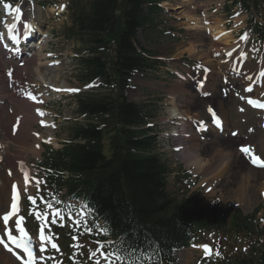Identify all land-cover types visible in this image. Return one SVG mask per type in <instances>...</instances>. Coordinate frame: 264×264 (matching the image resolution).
<instances>
[{
    "label": "rangeland",
    "instance_id": "1",
    "mask_svg": "<svg viewBox=\"0 0 264 264\" xmlns=\"http://www.w3.org/2000/svg\"><path fill=\"white\" fill-rule=\"evenodd\" d=\"M23 1L21 0L20 3H25ZM181 1L164 0L161 5L165 6L166 9L164 8L160 14H154L152 16V24L138 31L136 36L137 46L149 53L153 58L159 59L162 64L146 73L136 74L131 79L130 88L127 90V98L137 104L144 105L147 113L156 118L155 128L158 132L156 146L162 161L169 167L167 176V192L169 196L179 203L188 201L191 206L199 211L206 210L212 201L219 202L222 208L238 207L246 214H252L256 211L254 222L259 227H263L262 242L264 243V223L262 222L264 220V172L249 170V165L253 167L251 165V157L240 151L241 145L250 146L252 153L264 160V124L260 120L259 115H255L253 110L247 109L243 100L247 93L244 92V84L241 83V79L228 80L226 83L222 82L219 79L221 72L219 74L217 72L218 69L212 63L214 60L212 58H215L212 55V49L203 45L202 47L199 46V44L206 42L205 39H201L202 43L199 41V34L208 38L211 32L209 31L208 33L203 29L190 30L187 26L192 18L198 19L206 15L208 18H212L213 21L208 19L210 22L216 23L223 31L222 27L226 30L231 29L233 35L230 34V31L229 33L226 32L229 38L226 44H218V49L215 50L218 52L220 48L232 47V43L235 42L234 39H238L237 37L244 33L246 15L239 13L237 7L231 9V14H229L230 12L225 9L226 3L222 0H196L194 2H200V6L191 9L190 4H188L187 10L189 11H187V15L181 16L178 14V10L171 9V7L181 4ZM41 3L46 5L42 8L43 10L52 8L53 11L50 9L51 13H45L47 18H43L44 22L41 26V29L44 28L47 31L44 39L46 41L48 38L47 43L45 44V41L39 43V40L34 41L33 46L36 48L33 47L31 49V53L34 54L32 58L35 59L36 52L39 46L42 45L46 50L44 53L48 55L46 54L47 59L41 61L53 62L56 69L55 72H57L58 76L60 73L58 83H61L59 81L62 80L66 85L64 89H77L78 91H54L36 86L31 83L30 78H34V75L27 73L29 77L25 73L28 72L26 68L27 62L3 56L0 60V97L3 100L2 104H0V130H5L6 128V124L1 119V116L6 111L13 112V115L23 116L20 118V137H25V133L29 132L31 136L35 134V138L38 140L21 142V145H17L12 140L9 141L11 144L6 149L13 163L18 159V161H27L29 165L26 164L27 162L23 163L30 170V174L32 173V175H37L44 179L48 169L44 160L45 153H52L62 149L64 145L70 142L73 126L83 124L86 121L76 112V98L79 95H106L107 91L104 86H96V83L86 84V82L83 83L81 81L82 72L79 59L84 55L85 49L75 39L76 36L69 31L72 26V13L86 10L88 1L45 0V2ZM61 5L65 6L63 10H61ZM190 25L192 24L190 23ZM239 41L238 44L241 45L249 41L246 43V48L250 54L253 50L249 51L252 45L251 41L248 39L244 42L240 39ZM37 62L35 60L33 64L36 65L35 63ZM204 63L213 64L212 71L214 74L209 75L210 80L209 84H207V90L212 92V95L199 97L194 91L195 83L193 81L195 78L198 80L204 78L203 75L200 76V72L204 75L207 74L202 69ZM44 65L45 63L41 65L42 68ZM220 66H225V64H220ZM248 67L249 71L257 69V58L243 66L244 69ZM184 69L188 71V74H183L186 73ZM181 76L185 78V81L180 80ZM187 79L193 81L189 83L186 82ZM32 82H34V79ZM215 85L216 87H214ZM263 91L264 78L263 85L257 90V94ZM41 99L45 100L41 101ZM174 104H179L191 115L196 113L201 119H205L207 116L206 107L219 109L228 126V130L224 133L230 134V131H233L236 132L237 136L235 138L224 134L212 136L209 132L202 135L197 134L192 140L194 144L188 152L184 151L181 153L182 150L180 154L179 152H174L171 148L175 144L166 142L165 138L171 125L165 121L167 120L168 111ZM39 110H45L44 115L54 122V126H51V129L42 125L41 122L45 119L42 118L43 116H39ZM16 121H19V119ZM5 132H8V130H5ZM49 135L52 137L51 140H48ZM6 137L7 134H2L0 140ZM220 139L223 141L219 142ZM224 141L226 142L224 144L234 145L230 148L233 153L231 152L229 159L225 160L226 163L224 161V164L221 165L218 156L214 154L213 146L216 144L220 145L218 143H223ZM103 143L105 155L110 156L108 140L105 135ZM167 144L170 146H167ZM17 146L19 147L17 148ZM196 154H199L201 164H193ZM233 154H241L239 156L246 159V168L244 166L242 170L237 171L230 167L233 161ZM211 160L212 164L210 165ZM258 170L261 169L258 168ZM249 174L252 177L245 179V176ZM13 176L16 179L17 173H14ZM20 180L23 181L22 179ZM2 183L5 189L2 193L0 192V212L5 210L10 191L9 185L6 186L3 179ZM31 186L28 188L27 193L24 192L23 200H26L28 195H34V189ZM242 189L244 193L240 192ZM22 216L25 217L24 211H22ZM32 218L33 214H30L29 217L27 216L28 222ZM64 220H58V223L60 221L64 222L65 231L68 233L73 231L74 235L61 252L67 255H74L81 248L80 243L75 241L78 232H87L82 227L76 226L72 219ZM10 226L14 230V223L10 224ZM222 232V230L211 231L194 238L196 242L194 245L190 246L185 252L178 253L180 254L179 260L177 259L178 264L185 260L184 257H188L186 264H194L196 258H200L198 256L200 254L203 257L218 260L219 255L214 253L219 250ZM97 233L93 229L91 234L96 236ZM14 234L17 233L14 231ZM0 235H3V224H0ZM236 242L240 250L246 249L249 243L240 239V237L236 238ZM33 243L35 246L38 243V239H35ZM204 245L209 246L213 255H205ZM47 248L48 251L44 253H40L38 248H36V252L46 262H59L56 256L52 254L57 250L52 249L50 245ZM49 251H52V253H49ZM20 254L16 249L9 251L0 244V264H23V261L18 258ZM191 255L193 256L192 258ZM58 258L61 261L67 259L65 256H58ZM76 263L88 264L79 255H76ZM39 264H42V262Z\"/></svg>",
    "mask_w": 264,
    "mask_h": 264
},
{
    "label": "trees",
    "instance_id": "2",
    "mask_svg": "<svg viewBox=\"0 0 264 264\" xmlns=\"http://www.w3.org/2000/svg\"><path fill=\"white\" fill-rule=\"evenodd\" d=\"M87 1L86 10L72 13L69 31L85 49L79 59L82 81L103 82L108 93L77 97V113L87 123L74 125L70 142L46 157L50 169L68 172L66 179L50 176L51 187L57 194L65 188L68 196L82 198L94 213L90 221H105L122 254L132 261L139 258L138 264H176L174 249L189 245L191 234L214 229L224 230L226 247L219 262L211 264H264L262 230L253 225V216L216 202L199 211L169 196L168 167L152 151L151 129L143 128L150 115L144 105L126 98L133 73L158 65L137 46L136 36L152 24L162 0ZM231 1L241 5L250 26L262 34L264 26L255 17L261 6L264 10V0ZM104 135L110 156L104 153ZM233 235L250 239L248 250L231 244Z\"/></svg>",
    "mask_w": 264,
    "mask_h": 264
},
{
    "label": "bare ground",
    "instance_id": "3",
    "mask_svg": "<svg viewBox=\"0 0 264 264\" xmlns=\"http://www.w3.org/2000/svg\"><path fill=\"white\" fill-rule=\"evenodd\" d=\"M194 1H196V0H182L181 4H178L177 6L171 7V9L172 10H178L177 11L178 14L181 16H184L187 13V11H189V10H187L188 4H190L191 9L194 7L200 6V2L197 3ZM17 7H19L21 9V12H22V16H21L19 21L16 19L18 14L15 11L6 10L4 7V4H0V60L3 58L1 55V52L4 49L6 50V52H9V53H15V54H19V53L21 54L22 53L23 54L22 60H26V62L28 64V65H26L27 66L26 68L28 70V72H25L26 75H28V74L34 75V78H32L28 75L31 78V83H33L36 86L43 87V88L49 87V88H53L56 90L66 87L64 81L60 80L59 82H61V83H58V80H59L58 78L60 76V73L58 76L57 72H55L56 69H55V65H53V62H48V61L42 62L41 61V60L46 58V54L44 53L45 48L42 45L39 46V49L36 52L37 54L35 55V59H33L32 56L34 54L31 53V46H29L28 42L25 40L26 35H29L32 37L34 35H38V40H40L39 43H41L43 41V39H45V32H47V31L44 28L41 29L42 23L44 22L43 18L44 17L47 18L46 14L51 13L53 11V9L49 8L47 10H43L39 6H37L36 4L30 3L27 1H25V3H19L13 7L11 6V9H15ZM50 9H52V11H50ZM25 11H27V15L23 14ZM24 23H27L31 26V31L29 29H25L23 27ZM190 23L192 25H190ZM9 25H15V26L10 29ZM187 26H188V29H190V30L203 29L204 31H208V32L210 31L211 32L209 34L208 38H205L204 35L199 34L198 39L201 43H202L201 39H205L206 42L203 44H199V46H201V47H202V45L207 46L209 49H212L211 50L212 53L215 52L216 49H218V44H226L227 39L229 38L228 34L226 35V31H223L221 29V27L218 26L216 23L214 24L205 18L204 19L192 18L191 20H189V23L187 24ZM217 37H219V39H217ZM214 38H216V39H214ZM46 43H47V40L45 41V44ZM232 48H233V46L225 49L224 54H225V52L226 53L229 52ZM190 49H192V48H190ZM35 60L38 61L37 63H35L36 65L33 64V62H35ZM220 60H222V58H216L212 61V63H214V65L216 66V69L226 67V65L220 66ZM44 63H45V65H44L45 68L44 67L42 68L41 65H43ZM212 66H213V64H212ZM33 79H34V82H32ZM22 84H24V83H22ZM25 85H26V83H25ZM183 101H185V100H183ZM2 102H3V100L0 97V103H2ZM178 110H180L182 113H184V116L189 117L188 116V115H190L189 112L187 113L186 110L183 109L182 107L180 109L178 108ZM173 113H175V116L180 114V112L178 113V112H176V110L173 111ZM190 116H195V115H190ZM5 120L7 121L8 124L10 123V125L13 122L12 119L7 115V113L5 116ZM46 120H48V121H46ZM41 123L47 127L52 126V122L49 119H45ZM222 128H223V130H228V127H227V124L225 121H224V127L222 126ZM212 132L214 134L218 133L217 130H212ZM222 141L223 140L220 139L219 142H222ZM224 143H226V142L224 141L223 143H218L220 145L216 144L215 146H213V149L215 150L214 154L216 156H218L221 165L224 164L225 160L229 159L230 154L232 152L230 150V148H232V145H234V144L230 145L229 143H227V144H224ZM223 144H224V146H223ZM239 155H241V154H233L232 155L233 161L230 165V167L232 169L237 170V171L242 170V168H244V166L246 168V165H245L246 159L245 158L243 159V157H240ZM195 157L196 158L193 160L194 161L193 164L194 163L195 164L196 163L201 164L202 162L200 161L201 159L199 158V154H196ZM225 163H226V161H225ZM211 164H212V160L210 162V165ZM198 168H200V167H198ZM248 168L251 171L264 172V170H263L264 167L260 168L261 170H258V168L255 169L254 167H251L249 165ZM215 177H217V176H215ZM251 177H252V175L249 174V175L245 176V179H249ZM241 178H243V177H241ZM3 181L5 182V185H6V181L4 179H3ZM4 189H5V186L3 185L2 181H0V192L2 193L4 191ZM243 191L244 190L242 189L240 192L244 193ZM183 252H185V250ZM187 258L188 257H184L185 260L181 261V264H186L188 262Z\"/></svg>",
    "mask_w": 264,
    "mask_h": 264
},
{
    "label": "snow or ice",
    "instance_id": "4",
    "mask_svg": "<svg viewBox=\"0 0 264 264\" xmlns=\"http://www.w3.org/2000/svg\"><path fill=\"white\" fill-rule=\"evenodd\" d=\"M4 7L6 10L15 11L18 15L16 19L19 21L22 12L19 7L15 9H11L10 4H4ZM61 10L65 7L64 5H61ZM239 15V13H237ZM15 25H9V28L11 29ZM23 27L25 29L31 30V26L27 23H24ZM219 39V37H217ZM248 39V34L245 33L240 37L241 41H246ZM256 51V49H253ZM235 51V49L233 50ZM219 55V54H218ZM233 55L232 52L228 53V56L231 57ZM247 55L245 52L240 53L239 58H243ZM261 76H264V70H261L259 73ZM57 91H78L77 89H57ZM245 91L251 92V87L246 88ZM34 98V97H33ZM250 105L258 106L260 108H264V102H259L253 99H248L247 101ZM243 111V109H241ZM214 122H218L214 119ZM202 123V122H201ZM235 135V134H234ZM180 150L179 148L177 149ZM240 151L244 153L245 155H249L251 157V163L253 165H256L258 167H264V160H261L259 156H256L254 153H252V149L250 146L247 145H241ZM20 165V170L23 173V182H24V188L23 191L25 193L28 192V188L31 185H35L36 188V195H28L27 199L31 202V204L34 206L33 212L30 214H34L37 219L41 220L42 223H48L49 217L51 224H56L58 220H63L65 217V212L60 205H62L64 202L59 200L56 196L52 195L50 197H45L40 195L41 192V185L47 186V181L41 179L37 175H31L27 168L24 166L23 161L18 162ZM11 175V172H9ZM39 200V205L44 206V210H39V205L37 201ZM74 205H68V208H73ZM19 212V206H18V189L17 185L13 184V195H12V202L10 205V209L5 212L3 216H0V221H2L3 224V235H0V244H2L7 250L14 251V249L21 250V254L18 256L19 259L23 261V264H38V261L42 260L43 257L38 256L34 250V243H33V237L29 235L28 230L24 227V220L25 217L19 216L14 220V230L13 227L10 226V221L13 220L14 217H17ZM68 217L73 220L74 224L78 227H82L85 232L91 234L93 231L92 227H89L88 221L85 218V214L83 211L76 213V215H73L71 210L67 213ZM77 216L79 217L77 219ZM15 233L17 234H14ZM103 229L99 228L97 225V232H102ZM97 247L95 251H90L89 253V259L93 260V264H101V261H103V264H138L139 258L137 260L132 261L129 260L126 254H122V250L117 247L118 242L117 241H108V242H101L97 241ZM50 245L52 249H55L59 251V247L57 243L54 242V238L50 235H47L45 233V229L43 227L40 228L39 231V237H38V243L35 245L36 248H38L40 253H44L47 251V246ZM107 246L108 250H105ZM204 252L206 256L213 255L212 250L209 248V246L204 245ZM133 252H135V249H133ZM215 255H219V252L214 253ZM151 259L150 257L148 258Z\"/></svg>",
    "mask_w": 264,
    "mask_h": 264
}]
</instances>
